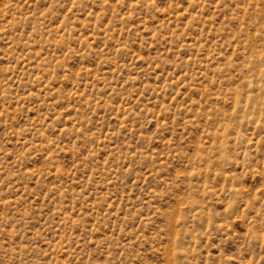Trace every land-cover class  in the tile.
Listing matches in <instances>:
<instances>
[{
    "label": "rangeland",
    "instance_id": "rangeland-1",
    "mask_svg": "<svg viewBox=\"0 0 264 264\" xmlns=\"http://www.w3.org/2000/svg\"><path fill=\"white\" fill-rule=\"evenodd\" d=\"M0 264H264V0H0Z\"/></svg>",
    "mask_w": 264,
    "mask_h": 264
}]
</instances>
